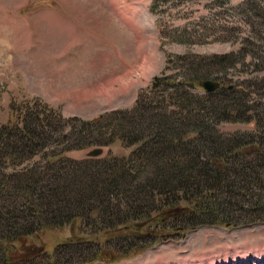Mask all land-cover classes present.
<instances>
[{
	"label": "rangeland",
	"instance_id": "1",
	"mask_svg": "<svg viewBox=\"0 0 264 264\" xmlns=\"http://www.w3.org/2000/svg\"><path fill=\"white\" fill-rule=\"evenodd\" d=\"M206 79L243 92V101L249 94L242 118L264 106V0H0V127L11 120L17 125L31 107L40 117L54 114L63 133L90 122L97 140L61 153L78 139L57 131L51 147L22 159L6 157L0 169L39 166L54 150L71 160L131 155L149 136L159 137L158 122L174 130L181 129V118L204 117ZM204 126L225 137L258 133L254 118ZM97 147L103 153L89 156ZM129 210L125 203L95 220L38 229L27 244L34 252L39 248L43 264H235L245 255L252 257L247 264H264L257 261L264 256V213L240 226L174 232L162 222L138 226L146 220L141 210ZM140 228L168 229L170 236L138 237ZM144 243L149 246L131 250ZM98 251L103 256L77 263Z\"/></svg>",
	"mask_w": 264,
	"mask_h": 264
},
{
	"label": "trees",
	"instance_id": "2",
	"mask_svg": "<svg viewBox=\"0 0 264 264\" xmlns=\"http://www.w3.org/2000/svg\"><path fill=\"white\" fill-rule=\"evenodd\" d=\"M243 95L230 87L208 92L200 100L204 103V117L185 118L186 125L181 118V129L174 130L167 121L158 122L159 137L149 136L128 156L71 160L54 150L47 151V159L39 166L11 173H4L1 168L0 264H43L39 248L34 252L27 244L38 229L65 225L77 218L95 220L98 213L109 215L125 203L132 213L141 210V219L146 220L138 226L162 222L163 228L174 232L205 224L234 227L258 221L264 213V106L255 108L253 117L242 118L248 112L244 102H249V94L244 101ZM209 96L215 98L211 100ZM33 110L29 107L17 125L11 120L0 127V163L6 157L15 160L39 153L56 142L55 132L61 130L59 121L55 123L50 118L54 114L40 117ZM253 118L258 123L257 134L225 137L204 126ZM80 123L79 130L72 135L61 131L66 139H78L64 146L61 153L97 142L93 124L90 130V122ZM114 200L120 203H110ZM261 219L264 220V214ZM170 220L183 225L177 226ZM100 230L107 233L109 229ZM141 230L138 237L142 234L156 240L170 236L168 229ZM147 246L144 243L131 250ZM99 253L92 257L81 255L82 260L77 263L103 256ZM60 254L61 251L54 261H58Z\"/></svg>",
	"mask_w": 264,
	"mask_h": 264
},
{
	"label": "water",
	"instance_id": "3",
	"mask_svg": "<svg viewBox=\"0 0 264 264\" xmlns=\"http://www.w3.org/2000/svg\"><path fill=\"white\" fill-rule=\"evenodd\" d=\"M202 86L205 90L210 92V91L216 90L220 86V82L214 81L211 79H206L202 82ZM102 153H103V149L100 147H97V148L89 151L88 155L92 156V157H96V156L101 155Z\"/></svg>",
	"mask_w": 264,
	"mask_h": 264
},
{
	"label": "bare ground",
	"instance_id": "4",
	"mask_svg": "<svg viewBox=\"0 0 264 264\" xmlns=\"http://www.w3.org/2000/svg\"><path fill=\"white\" fill-rule=\"evenodd\" d=\"M4 50V49H3ZM129 79V78H128ZM114 87V86H113ZM105 92V91H104ZM101 94V93H100ZM256 256V255H255ZM255 256H254V259H257V258H255ZM261 257H264V256H260V258L257 260L258 262L259 261H263L264 259H261ZM247 258V259H246ZM252 260V257H250V258H248L246 255L245 256H242V257H240L239 258V260L238 261H236V263L235 264H247V263H249L250 261ZM226 264H229V262L228 263H226Z\"/></svg>",
	"mask_w": 264,
	"mask_h": 264
}]
</instances>
